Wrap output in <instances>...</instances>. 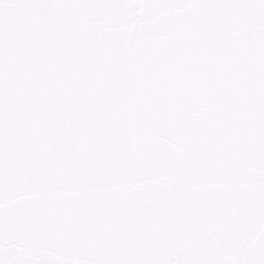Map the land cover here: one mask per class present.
Here are the masks:
<instances>
[{"label": "snow or ice", "instance_id": "obj_1", "mask_svg": "<svg viewBox=\"0 0 264 264\" xmlns=\"http://www.w3.org/2000/svg\"><path fill=\"white\" fill-rule=\"evenodd\" d=\"M0 264H264V0H0Z\"/></svg>", "mask_w": 264, "mask_h": 264}]
</instances>
